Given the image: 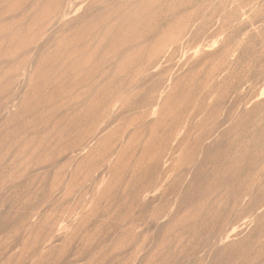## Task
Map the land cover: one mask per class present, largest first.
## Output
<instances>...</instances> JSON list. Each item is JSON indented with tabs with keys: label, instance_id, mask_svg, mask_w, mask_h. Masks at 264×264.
Wrapping results in <instances>:
<instances>
[{
	"label": "rangeland",
	"instance_id": "obj_1",
	"mask_svg": "<svg viewBox=\"0 0 264 264\" xmlns=\"http://www.w3.org/2000/svg\"><path fill=\"white\" fill-rule=\"evenodd\" d=\"M0 264H264V0H0Z\"/></svg>",
	"mask_w": 264,
	"mask_h": 264
}]
</instances>
